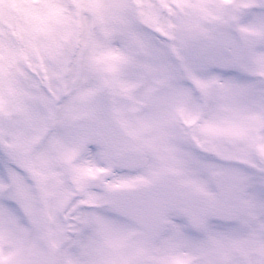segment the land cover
I'll list each match as a JSON object with an SVG mask.
<instances>
[{"label":"snow or ice","instance_id":"6c2138e0","mask_svg":"<svg viewBox=\"0 0 264 264\" xmlns=\"http://www.w3.org/2000/svg\"><path fill=\"white\" fill-rule=\"evenodd\" d=\"M0 264H264V0H0Z\"/></svg>","mask_w":264,"mask_h":264}]
</instances>
